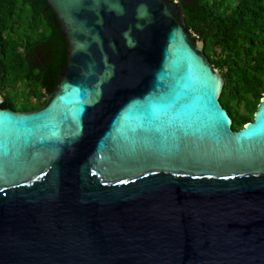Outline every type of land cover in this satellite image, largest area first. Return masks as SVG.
Returning <instances> with one entry per match:
<instances>
[{
	"label": "water",
	"instance_id": "water-1",
	"mask_svg": "<svg viewBox=\"0 0 264 264\" xmlns=\"http://www.w3.org/2000/svg\"><path fill=\"white\" fill-rule=\"evenodd\" d=\"M66 64L0 95V264H264V97L233 131L169 0H44Z\"/></svg>",
	"mask_w": 264,
	"mask_h": 264
},
{
	"label": "trees",
	"instance_id": "trees-1",
	"mask_svg": "<svg viewBox=\"0 0 264 264\" xmlns=\"http://www.w3.org/2000/svg\"><path fill=\"white\" fill-rule=\"evenodd\" d=\"M169 1L220 72L219 102L240 130L264 97V0ZM65 64L66 43L44 0H0V95L11 110L43 107Z\"/></svg>",
	"mask_w": 264,
	"mask_h": 264
},
{
	"label": "rangeland",
	"instance_id": "rangeland-1",
	"mask_svg": "<svg viewBox=\"0 0 264 264\" xmlns=\"http://www.w3.org/2000/svg\"><path fill=\"white\" fill-rule=\"evenodd\" d=\"M241 111H243V108H241Z\"/></svg>",
	"mask_w": 264,
	"mask_h": 264
}]
</instances>
